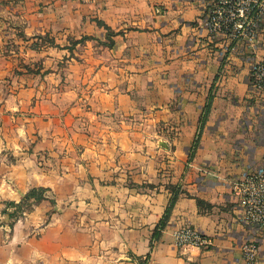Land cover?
Masks as SVG:
<instances>
[{"label": "crops", "instance_id": "1", "mask_svg": "<svg viewBox=\"0 0 264 264\" xmlns=\"http://www.w3.org/2000/svg\"><path fill=\"white\" fill-rule=\"evenodd\" d=\"M211 1L0 0V264H244L251 234L231 182L264 168V92L251 85L252 64L264 61V24L252 41L210 33ZM64 58L66 73L57 68ZM64 76L74 79L65 90ZM31 77L48 81L35 92L54 93L55 109L71 106L69 140L84 150L70 170L86 173L74 184L32 161L29 124L20 123L22 82ZM82 77L80 112L72 83ZM64 185L87 206L86 233L63 215L46 218L45 203L8 226L5 202ZM170 187L180 193L151 247ZM183 226L210 245L176 248L172 234ZM254 238L264 264V234Z\"/></svg>", "mask_w": 264, "mask_h": 264}, {"label": "rangeland", "instance_id": "2", "mask_svg": "<svg viewBox=\"0 0 264 264\" xmlns=\"http://www.w3.org/2000/svg\"><path fill=\"white\" fill-rule=\"evenodd\" d=\"M66 60L67 58H64L57 65V68H61L64 73L68 72L70 69L68 67L69 63ZM26 70L30 71V74L35 73L32 72L33 69L28 66H26ZM70 80L74 79L70 78L69 76H64V79L61 82V88L63 90H65V87H67V89L70 88ZM22 84L23 93L21 100L25 103L24 110L21 112L22 116L20 117L25 121H21L20 123L29 124V133H31L32 141L34 142L31 143V147L28 151L36 156V159L32 158V161H35L38 168L50 172V174H48L51 177V172L56 170L57 172L63 171L62 176L64 178V184H74L76 180L79 181L80 178L74 174H79L81 177L85 178L86 173L82 172L84 170L82 169L84 168V165L82 168L79 167L80 171L70 170L72 168V164L74 163L73 161L75 159V154H81V152L84 150V146L80 143H73L69 140L72 129L71 118L73 116L70 113L71 106L69 103H65V100H63L64 104H62V110L55 109V105L59 107V104L55 103L56 98L54 93L47 91L46 94H38L35 92L40 87V85L45 87L49 86L48 81L31 77L28 80H24ZM72 84L80 88L78 98L79 104L82 105V111L80 112H83L88 103L87 79L82 77ZM30 90L32 91L30 92ZM79 117L83 119L86 118L85 114L80 115ZM74 119L75 121L78 120L77 117H74ZM82 127L85 128L84 125L81 126L80 121L78 128ZM52 180H54V178H52ZM58 181L60 182L61 180L58 179ZM67 187L68 186L64 185L63 188L58 187V190L45 188L46 192L44 193V200H41L37 203L32 199L29 200L23 209L20 212H17V215L14 217L8 216V226L13 228L16 223L25 221L26 218L29 217L38 206H40L42 203H45V211L47 215L46 218L50 219L56 214L63 215L64 219L68 222V226H70V224L74 225L75 223L76 227L79 226V229H84V232L86 233V216L88 214L87 206L77 205V200H72L69 197L71 194V189ZM57 195L58 197L60 196L63 198H57ZM61 199L63 200L62 203ZM5 209L13 211L12 208H7L6 206L2 209V211ZM2 224L3 223H0V226ZM20 257L23 256L20 255ZM26 258H28V254H24V259ZM75 263L77 264L76 261Z\"/></svg>", "mask_w": 264, "mask_h": 264}, {"label": "built area", "instance_id": "3", "mask_svg": "<svg viewBox=\"0 0 264 264\" xmlns=\"http://www.w3.org/2000/svg\"><path fill=\"white\" fill-rule=\"evenodd\" d=\"M63 1L89 3L94 0ZM263 24L264 0H212L205 9L203 20L204 27L210 33L249 41L257 37ZM251 85L256 91L264 92V61L252 64ZM231 190L241 208L239 220L251 234L241 247L243 263L259 264V242L254 236L264 234V168H253L233 179ZM172 238L178 249H206L210 245L207 237L190 226L176 229Z\"/></svg>", "mask_w": 264, "mask_h": 264}, {"label": "trees", "instance_id": "4", "mask_svg": "<svg viewBox=\"0 0 264 264\" xmlns=\"http://www.w3.org/2000/svg\"><path fill=\"white\" fill-rule=\"evenodd\" d=\"M108 30V28H107ZM111 35V32L108 31V36ZM209 108V103L206 105V111L203 112L202 116L200 117V123L202 124L204 121V117L205 114L207 112V109ZM197 146V141L194 143V145L192 146V149L190 150V154L189 156L191 157L193 155V152L195 150ZM171 189V199L169 201V204L164 212V215L162 216V218L160 219V221L158 222V224L156 225V227L153 229L152 231V236H151V241H150V246H153V241H156L160 238L161 236V232L162 230H164V228L167 225L171 210L177 200V197L180 193L179 188L177 187H170ZM46 192L45 188L39 187V188H31L26 194L23 195L22 199L20 200V202L15 203V202H6L5 206L7 208H12L13 211H9V209H5L2 211V214H7L9 217H14L15 215H17V212H20L23 207L25 206V204L29 201V200H33L34 202H39L41 200H44V193ZM201 201L197 200V204L201 205Z\"/></svg>", "mask_w": 264, "mask_h": 264}]
</instances>
